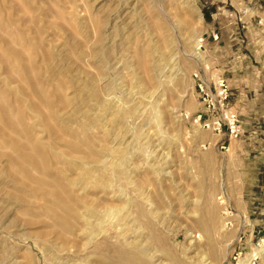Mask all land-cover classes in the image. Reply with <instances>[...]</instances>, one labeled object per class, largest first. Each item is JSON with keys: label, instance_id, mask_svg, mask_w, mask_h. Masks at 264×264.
I'll use <instances>...</instances> for the list:
<instances>
[{"label": "rangeland", "instance_id": "rangeland-1", "mask_svg": "<svg viewBox=\"0 0 264 264\" xmlns=\"http://www.w3.org/2000/svg\"><path fill=\"white\" fill-rule=\"evenodd\" d=\"M153 6L154 11L138 0H38L32 9L36 14L39 8V17L14 10L17 28L24 29L18 28L20 31L30 32L33 38L45 35L39 36L40 54L37 51L38 56L32 57L34 64L41 61L36 71L39 80V73H45L44 49L75 56L76 45L84 51L80 68L99 75L94 51L103 31L101 44L112 52L104 54L106 71L100 82H112L104 96L112 99L115 109L125 116L121 121L125 127L116 142L127 149L124 166L131 178L118 176L108 158L102 167L111 180L108 188L104 192L92 188L80 193L88 203H98L101 215L106 203L125 202L123 220L107 215L101 230L88 242L76 219L73 231L52 235L60 241L79 244L66 248L45 245L33 235L63 226L62 219L40 206L45 200L34 204L33 197L40 198L41 193L33 195V191H28L27 201H32L34 208L16 206L14 194L22 186L1 178L0 245L6 253L0 264H108L105 256L114 250L137 254L130 249L129 243L133 241H140L148 249L150 256L142 258V262L149 264H264V0H154ZM131 31L130 47L125 46L123 36ZM168 35H173L174 42L169 48L165 43ZM31 37L29 34L25 40H32ZM8 38L16 36L10 34ZM152 44L161 45L168 53L158 70L156 86L149 83L143 70L146 49ZM134 73L144 78L149 86L146 92L141 93L133 85ZM219 76L227 80L230 88L226 113L228 118L234 114L238 120L237 136L228 132L225 117L221 131L217 129L219 116L208 110L198 86L200 78L214 86ZM62 79L51 86L41 80L44 95L52 94L54 99L58 87L70 95V84ZM13 82L11 87L1 86L19 94L21 83L18 79ZM26 95L31 110L20 117L24 126L33 124L36 113L48 115V109L38 99ZM11 99L8 102L12 105ZM59 102L55 100L54 107H63ZM129 105H134L135 111L127 115ZM43 127L39 122L35 131L28 128L29 135L43 141L35 148L44 152L53 145L52 161L61 169L66 165L64 171L67 170V158L81 154L75 146L61 144ZM88 133L95 140L104 139L96 127ZM70 136L85 146L84 152L97 150L77 135ZM65 149H71V154ZM49 174L58 176L55 171ZM139 182L143 183L141 189L137 187ZM73 204L76 209L83 205L79 199L73 200ZM74 213L65 212V216L73 219Z\"/></svg>", "mask_w": 264, "mask_h": 264}, {"label": "bare ground", "instance_id": "bare-ground-1", "mask_svg": "<svg viewBox=\"0 0 264 264\" xmlns=\"http://www.w3.org/2000/svg\"><path fill=\"white\" fill-rule=\"evenodd\" d=\"M37 1L38 0H0V71L2 70V73H4L3 76H1L2 78L0 77V146H3V150H0V179L7 178L8 182H11L12 184L20 183V185L22 186H20L21 188L18 190V193L14 194L13 201L16 206H29L31 208H34L33 204H31L33 202L31 201V203H28L27 201V197L29 196L28 191H33V195L34 193H41L40 198L33 197L35 199L34 204L41 203L42 200H45L43 201L44 203H42L43 205H38L43 207L45 212L47 211L49 214L55 216L56 218L62 219L63 226L56 225L54 227H51L52 229L50 232H46L45 230L36 231L33 235L36 239L40 240L45 245H55L61 248H66L67 245H74L76 243H74V241L71 244L67 241H60L56 237L54 238L53 234L59 235L58 233L62 231H73L75 229L74 222L76 219L78 223L82 224L81 233L89 242L93 234L101 230V228L103 227V222H105L103 220L107 215H117L120 219H122L127 211V204L125 202H120L117 204L109 203V205L106 203V210L104 212V215H101V212L97 206L98 203L96 201L93 203H88L81 197V193L85 190L88 191V189L93 188L100 189V191L102 190L104 192L108 188L111 180L106 175L107 170H105V172L102 171L104 169H102V167L105 165L108 158H111V162L113 166H115V171L118 176H123L124 178L129 179L131 178L127 175V168L125 169L124 166V161L127 157V149L121 146L120 142H116L117 138L119 139V135L121 134L120 132L122 131V129H124L123 127H125L122 126L121 122L124 115L122 116L121 110L119 112L117 111L118 109H115L112 99L110 100L106 98V96H104V90L111 88L112 82H106L107 84L105 85L101 84L100 82V80L103 79L102 76L105 75L106 71V58L104 57V54L109 55L112 52V49H104L103 45L101 44L103 39V31L101 32L99 37V45L94 51V61L99 67V75H92L86 70L81 69L82 67L80 68L82 64H80L79 62L82 61L84 51L83 48L78 45H76L75 47V56L74 53L71 54L74 57L69 55L72 58L62 55L61 53H55L53 48H50L51 51L50 49L49 51L45 49L43 50V56L46 57L47 60H45L46 64L42 62L43 65L45 64V67L42 65L45 71H43L42 67H40L42 71L45 72L39 73L40 75L42 74L41 80H45L44 82L50 84L51 86L55 84L56 81L59 80V78L62 79L63 77L65 79V82L70 84L72 90H70V95H65L64 92L61 91L62 85H59L61 88H56L54 86L57 89V91L54 89V92L56 91V93L54 94V99H51L52 94L50 96L44 95L42 85V83L44 82L39 80V77L36 76V71L38 70L37 66L41 63V61L40 63L38 62V64H34L32 62V57H36L38 56V54H40L39 49H42L39 46L40 37H45V35L41 34L42 36L38 35L36 38H33L31 37L32 35L29 32L31 39H33L29 40L28 38H26L25 40V37H27V35L29 34H27L25 31H20L18 29L20 27L17 28L18 25L16 24L18 23L15 21V19L17 18L13 19L15 9H18L19 12L27 14L31 13L32 15L35 12V10L32 9V5L35 6V4H37ZM138 1L145 2L147 5H150L151 10L154 11V0ZM38 11L39 8L36 11V14H38ZM59 11L60 10H58V12ZM58 12L56 13L58 14ZM36 14L34 13V15ZM39 16L40 14H38L37 17ZM58 16L61 15L58 14ZM44 17L45 16H43V18ZM55 17H57V15ZM23 22L24 20L22 19L21 23ZM80 23L81 20L79 21V24ZM33 24L36 25L35 23ZM33 24H31V26ZM56 25L57 23L55 24V26ZM20 29L24 30L22 28ZM128 29L130 30V28ZM36 30L39 32L41 28L40 30ZM31 32L33 31L31 30ZM10 34H14L16 36V39H9L8 37L10 36ZM131 35H133V31L129 32L128 34L126 33V35L123 36V43L125 44V46L129 44V36ZM171 36L168 35L165 39V43L168 45V48L173 42V38ZM42 47H44V45H42ZM37 51L38 54L36 55L35 53ZM145 57L146 61L143 64V70L147 74L149 83L153 85L155 84L154 86H156V83H158L159 80L158 70L168 58L167 49L163 48L161 45L152 44L148 47V49H146ZM39 58H41V55ZM78 63L80 64L79 66ZM61 64L65 65V67H62ZM15 79H18V81L21 83V85H18V88L19 90H21V92L16 95L11 93L10 91L5 90V88L1 86L9 85V87H11V82L14 83L13 81H15ZM132 82L134 86L140 89L141 93L148 90L149 86L146 84L144 78L141 75L134 73ZM47 88H49V86ZM69 89L70 88H67V90ZM62 90L64 89L62 88ZM50 92L52 91L50 90L48 93ZM25 93L31 94L35 99H38L36 101H40L41 104L46 107L45 110L48 109V112L46 111L48 115L46 117H43L41 116V112H39L41 113V115H39V113L34 114L32 112L31 114L35 115L33 124L31 125L28 123L29 125L24 126V124H22V122L20 121V117H23V115H27L26 113L28 112L30 113V111L26 112L27 110H31V108L29 109L28 107V101H25V96H27ZM9 98L13 99L14 104H9ZM12 99L9 101H12ZM55 100L60 101L63 104V107H54L56 104ZM42 110L44 109H41L40 111ZM134 111L135 106L132 105L125 112L126 114L128 113L130 115L134 113ZM31 119L32 118H30V121ZM39 122L42 123V125L44 126L43 128L48 130L53 137L60 139V143L62 142L61 144L65 143V145H69L72 147L75 146L74 148L76 149V152L81 154H79L80 156L76 158L67 156L68 160L65 162H67V167L69 169H67L68 171H64L66 165L63 166L64 168L62 167L63 169H61L56 164H54L55 161H52V155L54 156V154H52L54 152V147H52L53 145L49 147L50 144H48L49 146L47 147L49 148L44 152L38 151L35 148L36 144H42L43 141L40 139V137L35 138L36 136L34 137V134L29 135L30 133L28 134V128L35 131ZM93 127H96L101 133H103V140H95L94 138H91L92 136L90 137L86 135V133H88V131ZM38 129L40 130L42 129V127H39ZM44 133L45 132H43V135ZM72 133L77 135L78 139L84 141L87 146H94L97 148V150L93 153L84 152L82 147L85 146H82V143L80 142V147V145L77 143L78 141L76 142L74 140L75 137L73 138L70 136ZM46 139L48 140L47 137ZM48 141H50V139ZM60 147L62 148V145ZM6 148L8 150H5ZM68 150L66 151H68L69 153L71 149ZM55 158L57 159V157ZM50 171L57 172L58 176L49 174ZM142 184V182H139L137 187L141 189L143 187ZM68 189H70L71 192L67 191ZM75 190L77 192H74ZM15 191L16 190H14V192ZM75 199H79L80 201H82L83 205L81 208L79 207V209H76L75 205L73 204V200ZM98 202L102 203V201ZM103 203L105 204V202ZM65 212H75L76 215L74 216L76 217H74L73 219H71L70 217L69 219V216H65ZM129 244L130 249L137 251V254L129 251L114 250V252L109 253L105 256L108 264H149L147 262H142V258H147L150 256V252L148 251V249L145 248L140 241H133ZM261 251L259 250V252ZM5 253L6 252L3 246L0 245V262L5 261Z\"/></svg>", "mask_w": 264, "mask_h": 264}, {"label": "built area", "instance_id": "built-area-1", "mask_svg": "<svg viewBox=\"0 0 264 264\" xmlns=\"http://www.w3.org/2000/svg\"><path fill=\"white\" fill-rule=\"evenodd\" d=\"M202 45V43L200 44ZM201 93L204 97V102L208 103V110L216 112L219 116L217 121V129L221 131L222 129V122H224L223 117L227 119V130L230 135H239L240 128L237 125V118L234 114H230V117H227V107L230 99V88L228 85L227 80L219 76L214 81V86L210 83H206L205 81L201 80L198 83ZM215 89V91H213ZM212 106V107H211ZM224 148V146H222Z\"/></svg>", "mask_w": 264, "mask_h": 264}]
</instances>
